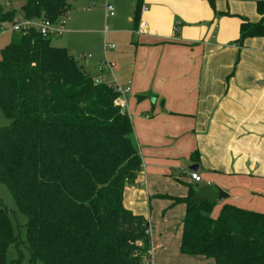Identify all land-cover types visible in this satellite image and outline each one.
<instances>
[{"label":"trees","instance_id":"obj_1","mask_svg":"<svg viewBox=\"0 0 264 264\" xmlns=\"http://www.w3.org/2000/svg\"><path fill=\"white\" fill-rule=\"evenodd\" d=\"M138 12L140 7L138 6ZM68 0H22L20 16L0 5V27L15 19L56 21ZM258 22L242 20L238 43L264 36V1ZM36 29L14 32L0 50V182L26 217L28 264H150L149 223L122 203L141 159L128 114L114 104L115 89L92 76L62 46ZM185 197L180 252L214 264H264V213ZM0 202V264L17 244Z\"/></svg>","mask_w":264,"mask_h":264},{"label":"crops","instance_id":"obj_2","mask_svg":"<svg viewBox=\"0 0 264 264\" xmlns=\"http://www.w3.org/2000/svg\"><path fill=\"white\" fill-rule=\"evenodd\" d=\"M78 1L82 11L100 7L107 30L93 41L95 54L72 56L90 76L129 88L124 111L141 168L122 203L149 223L150 264H214L180 252L185 205L172 198L210 183L227 194L212 217L225 203L264 213V36L237 41L242 20H260L257 2L264 0H68L70 9ZM70 9L64 31L52 38L97 24L69 25ZM62 47L70 52L66 41ZM104 61L114 66L99 70Z\"/></svg>","mask_w":264,"mask_h":264},{"label":"rangeland","instance_id":"obj_3","mask_svg":"<svg viewBox=\"0 0 264 264\" xmlns=\"http://www.w3.org/2000/svg\"><path fill=\"white\" fill-rule=\"evenodd\" d=\"M22 0H0V5L4 9H15L17 16L20 14V3ZM82 8H86L85 5L78 1L77 3H74L72 5V8L69 12V19L68 24L76 25L77 27L82 26V22L84 20H91L95 19L97 21V24L94 25V30L92 31H84L79 32L75 34H63L62 37L59 38H52L50 39L51 44L53 45H61L64 46L65 41L66 44H69L71 48L69 47L71 55L73 54L76 57L82 58L83 54L85 56H88L87 54H95L93 53V50H91L92 45H94V42L98 37L103 35L104 29H105V21H104V14L102 11H100V7L95 6L92 7V11H82ZM108 24V27L110 28V24ZM14 32L5 30L0 32V50L10 42L11 35ZM94 41V42H93ZM89 43H92L91 45H88ZM99 45L97 44V47ZM83 47L85 49H83ZM96 47V45H95ZM90 60V59H89ZM80 62V61H79ZM92 65L90 67V73L93 74L95 71V62L96 57L95 55H92L91 59ZM106 83V82H103ZM107 84V83H106ZM10 119L5 117L2 112L0 111V128L9 124ZM0 202L1 204L7 209L9 212V217L12 222L14 232L16 235H18V241L16 245L11 246L8 249L7 252V258L12 259L17 257L18 251L22 253V264H28V253L24 245L25 241V228L24 224L26 222V217L17 209L15 205V201L8 190V188L0 182ZM155 232V229H154Z\"/></svg>","mask_w":264,"mask_h":264},{"label":"built area","instance_id":"obj_4","mask_svg":"<svg viewBox=\"0 0 264 264\" xmlns=\"http://www.w3.org/2000/svg\"><path fill=\"white\" fill-rule=\"evenodd\" d=\"M145 7L141 8V11H144ZM106 10L108 11V14L110 16L114 15V9L113 6L110 4L106 5ZM66 22L65 16H60L56 21H50L48 19H23V18H17L14 20L12 25L8 28L0 27V32L1 31H11V32H25L29 28H34L36 29L43 37H55L59 36L62 34L64 31V24ZM145 25L143 21L140 22L139 24V29L141 30L142 27ZM107 30V27H105L104 31ZM107 48H113V44H106ZM114 66L113 63L104 61L102 62L99 66V70L103 69H111ZM92 80L94 83H103V80L101 77H92ZM115 91L118 93L117 97L114 99V104L118 106L122 111H124L125 107V100L124 96L125 94L129 91V88L120 84L115 83L114 85H111ZM190 179L193 180L194 182H200L201 177L199 174H197L194 171L189 172ZM150 254V249L148 251Z\"/></svg>","mask_w":264,"mask_h":264},{"label":"water","instance_id":"obj_5","mask_svg":"<svg viewBox=\"0 0 264 264\" xmlns=\"http://www.w3.org/2000/svg\"><path fill=\"white\" fill-rule=\"evenodd\" d=\"M144 97L138 96L137 99L141 100ZM192 169H197V166L194 165ZM194 195L192 197V200L198 201L200 204L209 202L211 204H216L219 199H223L227 197V194L218 188L217 186L206 183L201 186H194Z\"/></svg>","mask_w":264,"mask_h":264}]
</instances>
